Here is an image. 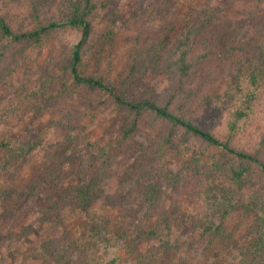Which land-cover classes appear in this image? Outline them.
<instances>
[{"label":"rangeland","instance_id":"obj_1","mask_svg":"<svg viewBox=\"0 0 264 264\" xmlns=\"http://www.w3.org/2000/svg\"><path fill=\"white\" fill-rule=\"evenodd\" d=\"M3 1L15 0H0ZM59 1L62 2L53 0L52 8H57L55 2ZM103 1L109 4V10L101 15L97 24L100 41L82 70L101 75L115 84L123 81L130 65L140 55L144 56L161 44L168 46L202 6L222 8L221 20L212 27L214 34L204 33L194 42L190 58L196 64L187 86L191 97L173 103L171 109L181 108V113L202 129L209 130L223 141L230 140L239 151L256 152L259 159L264 160V89L260 91L252 115L238 124L232 136L229 135L228 124L237 104L225 101L215 109L205 101L222 97L227 72L244 55H252L256 44L263 43L264 1L166 0L157 18L150 20L142 14L131 28L117 24L109 35L104 31L110 17L122 20L143 0ZM243 25L254 37L247 42L232 44L234 32ZM78 40L76 32L61 31L54 35L36 58L16 70L0 93L1 99L10 97L16 90L33 91L48 73L55 77L51 91L40 99L39 106L30 108L23 116L17 114L15 119L0 122V138L24 145L36 138L44 141L43 147L25 162L20 158L6 165L0 156V190H5L0 197V264H109L115 256L127 264H135L139 255L148 254L158 244L137 237L144 208L138 204L135 195L142 182L154 184L160 181L163 202L169 206L174 195L172 188L168 189L163 183V172H177L183 167V161L197 159V164L192 161L190 166L200 173L196 178L201 179V192L210 185L216 167L238 163L233 157L210 148L203 149V154L195 158L193 154L183 156L178 148L170 147L168 156L161 158L154 154L153 141L159 139L164 125H151L143 119L138 131L124 140V118L102 92L79 91L69 96L60 95L62 88L66 87L64 80L67 77L57 69L51 72L49 63L65 62L64 56L69 55ZM140 79L144 94L162 96L168 88L166 78L154 74L153 68H149ZM49 119L58 126L45 130ZM67 132L69 136L65 134ZM99 155L113 163L100 197L84 211L77 210L69 216L68 209H65L60 221L48 220L51 209L48 198L56 200L72 187L85 185L94 174ZM48 172L54 174L57 187L43 179ZM217 173L215 181L222 182L223 174ZM256 181L253 177L247 189L253 190ZM204 204L202 196L194 195L182 207L183 214L173 222L175 228L168 240L174 248L179 244L177 255L164 263L157 255L148 264H198L197 241L190 247L184 243L190 238L196 239L193 232L203 214ZM251 221L252 213L246 214L242 209L235 211L228 222L233 233L232 244L226 247L217 243L200 264H237L238 247L246 244V232ZM108 227L130 236L126 245L119 244L120 251L103 243L102 234ZM135 233L137 235L134 236Z\"/></svg>","mask_w":264,"mask_h":264},{"label":"trees","instance_id":"obj_2","mask_svg":"<svg viewBox=\"0 0 264 264\" xmlns=\"http://www.w3.org/2000/svg\"><path fill=\"white\" fill-rule=\"evenodd\" d=\"M259 1L261 3L264 0ZM56 3L57 8H52L53 0L0 2V93L7 87L16 70L36 58L54 35L61 31L76 32L79 40L72 46L69 55L64 56L65 62L49 63L51 72L57 69L67 77L64 80L66 87L62 88L60 95L69 96L79 91L102 92L110 98L115 111L124 118L122 131L124 140L130 139L138 131L143 119L151 125L157 123L164 125L159 139L153 141L154 154L161 158L168 156L170 147L178 148L183 156L193 154L195 158L203 154V149L210 148L238 161L237 164L224 168L216 167L212 172L214 177L210 180V185L201 192H199L201 179L196 178L200 173L190 166L192 161L193 164H197V159L183 161V167L177 172H163L162 176L165 178L163 183L168 189L172 188L174 195L169 206L163 202L164 192L160 181L154 184L142 182L140 190L135 195L138 204L144 208L142 225L137 237L147 238L158 244L148 251V254L139 255L134 261L135 264H148L157 255L161 256L164 263L177 255L180 246L177 244L174 248L168 236L174 231L173 222L183 214L182 207L194 195L203 197L204 211L193 232L196 239L190 238L184 244L190 247L197 241L198 264L217 243L226 247L232 244L233 233L229 230L228 222L238 209H242L246 214L252 213L253 221L246 232L248 238L246 244L238 247L237 264H264V160L259 159L256 152L239 151L233 147L230 140L223 141L209 130L202 129L187 119L181 113V108L171 109L173 103L189 100L191 97L187 86L196 64V61L190 58L194 42L197 36L204 33L214 34L212 27L221 20L222 8L202 6L192 14L190 22L179 30L168 46L161 44L159 48L143 54L144 56L140 55L130 65L123 81L115 84L101 75L88 74L82 70L85 63L94 55L100 41L97 24L101 15L109 10V4L103 0H62ZM165 5L166 0H143L122 20L110 17L104 32L109 35L111 28L117 24L131 28L142 14H146L150 20L157 18ZM257 9L258 7L252 10L253 13ZM248 31L244 25L240 26L234 32L232 44L247 42L253 38ZM254 51L252 55H244L233 69L227 72L222 97L216 100L205 99L215 109L225 101L237 104L230 114L228 124L231 136L238 124L252 115L260 91L264 89V41L256 44ZM149 68H153L154 74H161L166 78L168 88L164 95L155 96L141 92L140 76H144ZM54 81L55 77L48 73L35 90L27 92L20 89L10 97H2L0 122L15 119L17 114L23 116L30 108L39 106L40 99L51 91ZM57 126L53 119H49L45 123V130H52ZM43 144L41 138H36L26 145L8 138H0L1 161L9 165L24 158L22 162H25L31 154L42 148ZM98 160L93 176L85 185L72 187L56 200L48 198L47 202L51 206L47 215L48 220L60 221L61 213L65 209H68L69 216L75 214L77 210L84 211L100 197L113 163L104 155H99ZM196 167L200 169L198 165ZM217 171L223 174V181L219 183L215 181L219 174ZM253 177L257 180L255 188L248 190L247 184ZM43 179L57 187L54 174L48 172ZM4 192V189L0 190V197ZM129 237L126 233L116 232L110 227L102 234L103 243L110 248L115 247L117 251L121 250L119 244L126 245ZM109 264L127 262L115 256Z\"/></svg>","mask_w":264,"mask_h":264}]
</instances>
